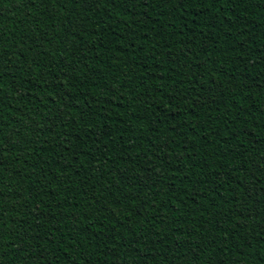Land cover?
<instances>
[{
	"label": "trees",
	"instance_id": "1",
	"mask_svg": "<svg viewBox=\"0 0 264 264\" xmlns=\"http://www.w3.org/2000/svg\"><path fill=\"white\" fill-rule=\"evenodd\" d=\"M0 264H264V0H0Z\"/></svg>",
	"mask_w": 264,
	"mask_h": 264
},
{
	"label": "snow or ice",
	"instance_id": "2",
	"mask_svg": "<svg viewBox=\"0 0 264 264\" xmlns=\"http://www.w3.org/2000/svg\"><path fill=\"white\" fill-rule=\"evenodd\" d=\"M184 2H186V0H177V3L179 4L180 7L184 6ZM203 2L214 3L215 0H203Z\"/></svg>",
	"mask_w": 264,
	"mask_h": 264
}]
</instances>
